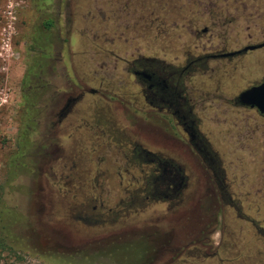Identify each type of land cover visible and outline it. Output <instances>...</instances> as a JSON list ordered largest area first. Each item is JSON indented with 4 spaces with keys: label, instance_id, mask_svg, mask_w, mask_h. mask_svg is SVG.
Returning <instances> with one entry per match:
<instances>
[{
    "label": "rangeland",
    "instance_id": "374dc122",
    "mask_svg": "<svg viewBox=\"0 0 264 264\" xmlns=\"http://www.w3.org/2000/svg\"><path fill=\"white\" fill-rule=\"evenodd\" d=\"M118 5L115 0H49L35 9L31 0H0V264H257L258 253L259 264H264L261 235L236 218L216 191L187 189L186 202L169 207L127 202L135 192L134 185H124L131 176L124 174L121 186L115 175L117 167L125 166L124 155L117 150L124 141L164 149L187 172L200 169L172 130L164 131L160 121L118 105L111 84H102L105 95L96 91L99 81L92 71L99 70L101 36L116 32L110 22ZM98 6L105 9L104 22ZM135 6L130 4L121 16L130 18L132 10L134 16ZM39 11L50 13L54 21L53 109L28 134L41 151L39 174L16 173L7 179L6 165L21 126V79ZM248 63L244 59L249 72L244 78L235 74L228 88L236 90L237 83L258 72ZM259 72L264 78L262 60ZM80 91H84L80 101L57 123L56 109ZM213 131L207 136L221 155L228 148L219 140L225 143L226 137L219 128ZM131 170L134 177L139 175ZM101 181L103 190L97 184ZM100 197L106 199L102 207ZM240 208L264 226V202H240Z\"/></svg>",
    "mask_w": 264,
    "mask_h": 264
},
{
    "label": "flooded vegetation",
    "instance_id": "af4514ba",
    "mask_svg": "<svg viewBox=\"0 0 264 264\" xmlns=\"http://www.w3.org/2000/svg\"><path fill=\"white\" fill-rule=\"evenodd\" d=\"M117 1L118 14L110 22L116 32L101 36L99 70L92 71L99 81L96 91L105 95L104 86L111 84L118 105L160 121L164 131L172 130L200 169L187 172L164 149L124 141L117 150L124 155L125 166L117 167L115 175L121 186L123 175L131 176L124 185H134L135 192L127 202L141 207L159 202L169 207L186 202L187 189L216 191L220 202L264 241V226L240 208V202H264V113L238 98L241 91L264 82L259 72L264 62V0ZM132 3L137 4L135 15L132 10L130 18L124 19L120 13ZM97 13L104 22L105 9L98 6ZM244 59L258 72L232 90L228 84L234 82V75L242 73L244 78L249 72ZM83 93L68 96L81 94L56 109L57 123L72 112ZM217 128L226 137L225 143L219 140L220 145L228 148L221 155L207 136ZM131 169L139 175L134 177ZM97 184L104 189L102 181ZM97 202L102 207L106 199L100 197Z\"/></svg>",
    "mask_w": 264,
    "mask_h": 264
},
{
    "label": "trees",
    "instance_id": "16d2710c",
    "mask_svg": "<svg viewBox=\"0 0 264 264\" xmlns=\"http://www.w3.org/2000/svg\"><path fill=\"white\" fill-rule=\"evenodd\" d=\"M35 9H41L45 1L31 0ZM208 6V5H207ZM206 8H209L207 7ZM262 16V15H261ZM36 36L31 40L28 48V60L24 68L20 89V124L15 140V150L11 160L7 163V179L13 175L27 174L34 177L39 174L38 157L40 149L34 142L28 140V134L35 130L45 116V112L52 108L55 90L51 88L50 78L55 72L56 56L53 54V17L50 13L39 11ZM233 21V19H232ZM226 22V21H225ZM6 179V180H7ZM3 226L0 225V230ZM0 247L3 246L0 243Z\"/></svg>",
    "mask_w": 264,
    "mask_h": 264
},
{
    "label": "water",
    "instance_id": "95a60500",
    "mask_svg": "<svg viewBox=\"0 0 264 264\" xmlns=\"http://www.w3.org/2000/svg\"><path fill=\"white\" fill-rule=\"evenodd\" d=\"M261 45H264V42L261 43ZM254 46H248L246 48H253ZM246 48H243L245 50ZM81 96V94H78L74 97H68L65 100V103L68 101H75ZM239 101L244 104H248L250 106H256L257 109L264 113V82H261L258 85L251 86L239 93Z\"/></svg>",
    "mask_w": 264,
    "mask_h": 264
},
{
    "label": "crops",
    "instance_id": "0c3cea01",
    "mask_svg": "<svg viewBox=\"0 0 264 264\" xmlns=\"http://www.w3.org/2000/svg\"><path fill=\"white\" fill-rule=\"evenodd\" d=\"M258 252H259V249H258ZM259 254V259H258V262H257V264H259L260 263V253H258ZM217 257L219 258V257H222V255H217ZM224 257V256H223ZM221 261V260H220Z\"/></svg>",
    "mask_w": 264,
    "mask_h": 264
}]
</instances>
